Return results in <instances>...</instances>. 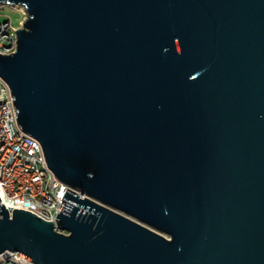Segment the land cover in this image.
<instances>
[{
    "label": "water",
    "instance_id": "water-1",
    "mask_svg": "<svg viewBox=\"0 0 264 264\" xmlns=\"http://www.w3.org/2000/svg\"><path fill=\"white\" fill-rule=\"evenodd\" d=\"M3 3L27 12L0 53L19 123L91 197L67 189L70 234L0 203V255L264 264V0Z\"/></svg>",
    "mask_w": 264,
    "mask_h": 264
},
{
    "label": "built area",
    "instance_id": "built-area-1",
    "mask_svg": "<svg viewBox=\"0 0 264 264\" xmlns=\"http://www.w3.org/2000/svg\"><path fill=\"white\" fill-rule=\"evenodd\" d=\"M7 5L16 6L3 3L0 8ZM20 7L24 18L18 25L10 17L0 18L1 54L17 51V30L27 16L24 6ZM18 115L12 88L0 74V203L5 204L11 216L15 207L28 209L46 220H53L58 232L70 234L71 231L61 228L56 219L66 202L63 198L67 189L76 191L74 195L79 194L78 198L91 196L57 177L48 163L43 144L22 128ZM0 264L35 263L8 251L0 255Z\"/></svg>",
    "mask_w": 264,
    "mask_h": 264
},
{
    "label": "rangeland",
    "instance_id": "rangeland-1",
    "mask_svg": "<svg viewBox=\"0 0 264 264\" xmlns=\"http://www.w3.org/2000/svg\"><path fill=\"white\" fill-rule=\"evenodd\" d=\"M19 6L20 5H18V7L17 6L11 7V6H8V5L7 6H3L2 8H0V18L10 17V18H12L13 22L16 25H18L20 23V21L24 18V14L22 13V9H21V7L19 8ZM127 215H129V214H127ZM129 216H131L134 219L139 220L138 218H136V217H134L132 215H129ZM139 221H141V220H139ZM141 222L146 224V225H148L149 227H151V228L163 233L164 235L169 236L168 233L163 232V231H161V230H159V229L147 224L146 222H143V221H141Z\"/></svg>",
    "mask_w": 264,
    "mask_h": 264
},
{
    "label": "bare ground",
    "instance_id": "bare-ground-1",
    "mask_svg": "<svg viewBox=\"0 0 264 264\" xmlns=\"http://www.w3.org/2000/svg\"><path fill=\"white\" fill-rule=\"evenodd\" d=\"M17 6V5H16ZM18 7V6H17ZM19 8H20V6H19ZM22 8V7H21Z\"/></svg>",
    "mask_w": 264,
    "mask_h": 264
}]
</instances>
